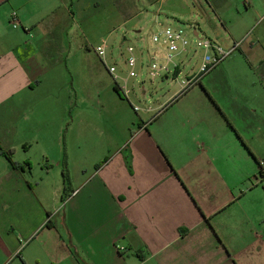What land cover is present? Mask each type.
Listing matches in <instances>:
<instances>
[{
	"label": "crops",
	"instance_id": "obj_1",
	"mask_svg": "<svg viewBox=\"0 0 264 264\" xmlns=\"http://www.w3.org/2000/svg\"><path fill=\"white\" fill-rule=\"evenodd\" d=\"M210 1L0 0V264H264V216L191 188L174 122L136 127L116 107L99 121L52 91L69 40L91 52L121 26L148 39L156 19L203 35Z\"/></svg>",
	"mask_w": 264,
	"mask_h": 264
},
{
	"label": "rangeland",
	"instance_id": "obj_2",
	"mask_svg": "<svg viewBox=\"0 0 264 264\" xmlns=\"http://www.w3.org/2000/svg\"><path fill=\"white\" fill-rule=\"evenodd\" d=\"M210 2L213 9L205 17L201 36L216 41L225 51H230L235 42L243 43L186 91H182L180 82L191 71H198L201 49L180 58L183 74L178 79H146L147 93L139 103V87L135 86L138 96L132 101L140 107L164 104L155 119L136 113L128 101L119 105L113 78L94 50H79L77 42L70 40L62 53L66 64L54 70L58 84L52 91L78 92L87 100L85 108L90 103L99 114L104 112V117L96 118L99 121L109 118L108 110L116 107L127 119L131 117L136 127L140 118L151 120L147 123H154L153 130L159 126L167 129L174 122L176 145L191 153L182 171L191 188L199 194L212 192L216 201L237 200L234 206H241L253 220H260L264 216V0ZM124 33L129 40L135 38L126 26L113 30L106 38L119 41ZM188 33L194 42L196 37L190 30ZM116 50L108 57L109 66L113 65ZM100 97L104 102L98 104ZM116 117L117 121L122 118ZM20 155L10 154L15 160ZM179 155L176 150V159Z\"/></svg>",
	"mask_w": 264,
	"mask_h": 264
},
{
	"label": "built area",
	"instance_id": "obj_3",
	"mask_svg": "<svg viewBox=\"0 0 264 264\" xmlns=\"http://www.w3.org/2000/svg\"><path fill=\"white\" fill-rule=\"evenodd\" d=\"M9 23L14 29L20 28L21 23L16 11L11 12ZM155 24L156 31L148 39L134 34L135 38L129 40L124 33V40L117 46L111 66L107 63V57L112 56L115 50L111 47V41L108 38L102 39L94 47V52L108 69L120 96L131 104L136 113L151 114L153 117L157 115V111L152 105L144 108L132 101L133 96L136 98L138 96L135 86L139 87V99H137L139 103V100L144 99L147 93L144 88L146 79H170L171 76L178 79L183 74L180 58L188 53L196 54L197 50L201 49L203 57L198 71H191L180 82L182 91H186L202 75L213 70L243 43V41L235 42L230 51H225L216 41L207 36L197 35L193 42L189 38L188 30L182 26L164 24L158 19L155 20Z\"/></svg>",
	"mask_w": 264,
	"mask_h": 264
},
{
	"label": "trees",
	"instance_id": "obj_4",
	"mask_svg": "<svg viewBox=\"0 0 264 264\" xmlns=\"http://www.w3.org/2000/svg\"><path fill=\"white\" fill-rule=\"evenodd\" d=\"M114 89H115V91L118 93V89H117V87H115ZM118 94H119V93H118ZM119 95H120V94H119ZM6 156H7L8 160L10 161V163H11V165H12V167H13L14 169H20V166L12 160V158H11V156H10L9 153H7ZM106 160H107V159H106ZM65 165H66V163H65ZM99 166H100V165H98L97 168H98ZM65 170H66L65 181H66L67 184H70V178H69L68 175H67V169H65ZM69 194H70V193H68L66 196H64V200H66V199L70 196ZM50 226H51V225L48 224V227H50Z\"/></svg>",
	"mask_w": 264,
	"mask_h": 264
}]
</instances>
